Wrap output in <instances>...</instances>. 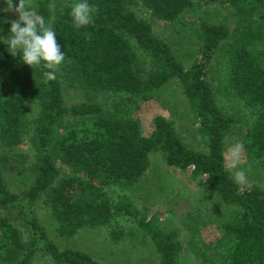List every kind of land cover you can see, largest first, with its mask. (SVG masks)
<instances>
[{
  "label": "trees",
  "instance_id": "obj_1",
  "mask_svg": "<svg viewBox=\"0 0 264 264\" xmlns=\"http://www.w3.org/2000/svg\"><path fill=\"white\" fill-rule=\"evenodd\" d=\"M33 1L32 7L56 31L66 58L61 65L65 78L57 73V80L44 82L43 69L19 63V57H11L7 46L0 45V264H27L38 252L56 264H102L48 238L34 208L47 207L56 231L65 236L86 226H107L114 213L125 214L129 205V211L136 214L132 201L127 197L115 201L105 188L128 191L136 186L151 166L149 153H158L167 167L162 172L154 165L152 175L160 179L165 174L169 181L160 179L168 195L176 197L173 205L166 202L170 212L178 215L177 207L187 206L184 202L191 195L174 182L172 168L191 167L193 178L206 175L204 186L208 184L226 204L240 207V212H226L229 218L221 224V239L211 242V247L201 245L206 254L207 247L212 248L214 252L209 251L221 258L220 264H264V188L238 185L226 168V140L235 134L241 119L217 104L207 77L210 56L221 49L229 65L223 90L229 89L249 109L246 132L238 130L237 137L249 173L264 181V0H89L98 13L93 24L81 29L73 27L68 15L74 0ZM204 5L230 7L238 16L234 32L208 17ZM135 10L175 25L172 36L182 45L174 47L155 34L153 23ZM190 10L199 13L193 21H186L181 15ZM10 25L0 16V36L7 34ZM194 25L197 38L189 41L192 33L185 31ZM128 37L150 57L149 70L139 62ZM191 41L201 56L185 67L186 58L192 55ZM171 79L197 119L204 149L186 143L162 115L153 117V129L145 136L138 120L127 113L128 103L149 100ZM71 85L88 98L69 104L62 89ZM99 92L121 94V103L112 102L104 109L94 102ZM24 139L32 152L27 161V155L15 149ZM23 200L33 211L26 221L21 210L10 213ZM146 214L147 208L138 213L136 224L152 241L158 264H179L178 231L160 229L156 215L147 218ZM180 216L191 233L212 222L204 220L207 214L201 218V211L198 214L189 207ZM16 219L29 231L28 242ZM112 260L111 264H119Z\"/></svg>",
  "mask_w": 264,
  "mask_h": 264
},
{
  "label": "rangeland",
  "instance_id": "obj_2",
  "mask_svg": "<svg viewBox=\"0 0 264 264\" xmlns=\"http://www.w3.org/2000/svg\"><path fill=\"white\" fill-rule=\"evenodd\" d=\"M25 2L31 6L35 3L33 0H25ZM18 3L19 0H12L10 5L8 0H0V16L8 20L10 24L11 22L18 20V13L15 11ZM54 7V2H51L50 8L54 9ZM204 8H207L210 12L207 15L208 17L212 18L216 24L221 25L224 23L228 25L231 33H233L234 28L238 26L236 24V17L238 16L233 14V10H231L230 7L204 5L202 6V9ZM135 12L137 15H143L144 18L153 23L152 29L155 34L167 41L169 40L171 45L173 44L174 47L182 45V41L178 42L176 35L172 36L174 34L175 25L169 24V22L166 21L155 20L149 15V13L143 14L140 10H135ZM197 13H199L198 10H190L181 16H183L186 21H193V19L197 17ZM257 17L258 14L254 16L256 19ZM212 20L211 23L213 22ZM48 26L50 27V24ZM196 27V25L192 28L187 27L185 32L192 33V38H190L189 41L196 40L197 36L194 33ZM128 43L137 54L139 62L144 64L145 69L149 70L151 63L150 57L146 55L138 46L135 39L128 37ZM190 46L192 55L186 58L185 67H188L191 63L199 60L201 56L200 49L197 48L198 46H196V42L191 41ZM184 47L185 46H183V48ZM228 71L229 65L225 52L221 49L214 51L208 61L207 77L213 88L216 102L225 113L234 115L238 118L240 117L241 119V122L237 127L238 129L236 128L234 131L235 134H232L231 137L226 140L227 145L224 152L225 165L230 146L236 143L241 144V140L237 137L239 132L238 130L244 133L246 132L244 124L245 120L249 117V109L245 107L244 103L237 97L233 96L229 89L223 90V85L227 84L224 80L228 75ZM61 72L60 66L58 73L60 74V78L63 80L65 78V74L63 72L62 74ZM62 91L69 104L83 101V99L88 98V96L85 95L77 86H65ZM120 95L121 94L116 93L99 92L98 94L96 93L94 102L101 104L105 109L109 107L112 102L121 103L122 96ZM136 102V104H127V107H129V111L127 113L138 120L143 135L147 136L151 133L153 129V117L155 115H162L172 122L176 131L182 135L186 143L190 144L193 148L199 150L204 149V139L197 132V119H195V115L190 109L188 102L175 79L168 81L161 89L155 90L154 96L149 100L138 99ZM15 149L18 150V152L27 155L25 159L26 161L32 159V152L27 139H24L18 146L15 147ZM245 159L246 158L244 157L242 151L240 167L244 168L247 174V183L243 186L258 184L264 188V181L256 179L253 174L251 175L249 173L250 168L247 166ZM148 160L151 166L146 170L141 182L130 190L120 191L115 187L105 188L108 191L109 197L115 201H121L125 197L132 201L133 206L136 208V214L129 211L131 209L129 205V210L125 214L120 213V211L119 213H114L112 215L113 218L111 224H108L107 226H86L83 229H79V231L73 236H65L60 235L56 231L57 226L55 227L52 218L49 217L47 207H35V215H37L40 223L44 227L45 232L48 235L47 237L55 241V243L63 249H79L90 255L92 259L97 260L102 264H111L109 262L110 257L113 259L112 261L118 262L119 264H158V254L152 241L148 236H145L142 231H140L138 225L136 224V218H138L137 214H141L147 208V218L152 215H156L157 225L160 229L178 231V239L181 244V251L178 255L179 264H220L221 258L213 257L211 251L214 252V250L208 247L212 246L211 242L214 244V242L222 236L223 229L221 224L223 221H228L229 218V215H226V212H240V207L234 204H226L222 199H219L218 195H216L214 191L208 189V184L204 186V183L207 180L206 175L195 176L193 178L191 175V167L185 170L172 168L170 172L173 177L176 178L174 179V182L176 181V183H179V187L183 189L186 194L190 192L191 195H187V200L184 202L185 205L188 203L187 206L177 207V212H179L178 215L170 212L168 204L173 205V201H175L176 197L174 195H168L166 188L164 189L160 181V179L165 181H168V179L165 174L161 175L160 179L154 178L152 175V170L155 168L154 165H158L162 172H165V168L167 167L158 153H149ZM56 164L61 165L59 162ZM61 172L67 173L64 170H61ZM230 172L232 173V171ZM157 181L163 188L157 186ZM167 201H169L168 204L166 203ZM182 202L183 201L179 204H182ZM185 207L194 209V212L198 214L199 211H201V218L202 213L207 214L208 217L206 216L204 220L207 218V220L210 219L212 222L208 223L205 227H202V229L198 232L191 233V230L180 216L182 215ZM19 210L25 214L24 221L33 215L32 208L29 207V204L25 200L19 203V207L17 209H11L10 213L16 214ZM19 217L20 214H18L17 218ZM16 223L23 234V240L27 241L29 231L25 229L23 221L18 222L16 219L15 224ZM116 241L117 243H115ZM203 244L208 246V254L204 252V248L201 246ZM40 245L41 241L37 240L36 246ZM220 250H222V248ZM27 264L56 263L49 255H43L38 252L33 260Z\"/></svg>",
  "mask_w": 264,
  "mask_h": 264
},
{
  "label": "clouds",
  "instance_id": "obj_3",
  "mask_svg": "<svg viewBox=\"0 0 264 264\" xmlns=\"http://www.w3.org/2000/svg\"><path fill=\"white\" fill-rule=\"evenodd\" d=\"M8 3L11 5L12 0H8ZM15 11L18 13V20L11 22L6 35L0 36V45L7 46L6 51L11 57H19V63L38 71L43 69L41 77L44 82L57 80V73L66 58L57 43L56 31L25 0H19ZM97 13L98 9L89 0H74L68 15L73 27L81 29L93 24ZM242 151V144L231 145L225 165L232 171L234 181L240 186L247 183L246 170L240 167Z\"/></svg>",
  "mask_w": 264,
  "mask_h": 264
}]
</instances>
